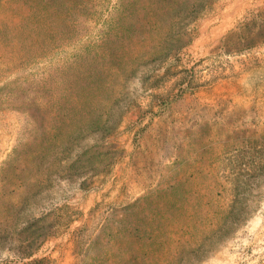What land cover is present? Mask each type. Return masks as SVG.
I'll return each instance as SVG.
<instances>
[{
  "label": "rangeland",
  "instance_id": "374dc122",
  "mask_svg": "<svg viewBox=\"0 0 264 264\" xmlns=\"http://www.w3.org/2000/svg\"><path fill=\"white\" fill-rule=\"evenodd\" d=\"M118 3L120 14L109 41L139 47V0H70L56 15L51 12L56 8H50L39 24L20 19L17 13L16 18L15 12L0 6V165L12 151L20 127L21 114L5 96L13 79L58 66L70 52L66 44L82 38L98 40L102 20ZM263 12L264 0H210L194 21L184 24L189 42L178 52L179 61L172 56L146 66L138 63L121 81L123 92L114 104H118L114 116L121 114V120L118 126L105 128L109 133L104 138L114 163L96 172L58 177L34 192V202L42 206L67 205L68 210L57 211L56 217L58 222L70 220L42 242L34 257H50L56 264L79 263L81 256L71 233L86 223L89 240H106L103 247L94 245V254L90 252L86 264H169V245L148 246L142 239L139 243V228L140 234L147 226L157 237L162 233L160 219L167 213L162 210L161 195L142 202L150 215L133 214L137 210L133 202L166 183L196 191V202H229L223 159L253 147L255 138L263 141L257 150H264ZM81 15L87 16V24L91 21L86 37L80 35ZM248 22L254 23L251 33L240 35L243 23ZM232 32L239 36L225 45ZM190 68L193 91L166 108L158 107L152 94L172 96L178 70ZM144 78H149L146 85ZM151 111L160 112L151 116ZM98 138V133L84 134L74 142L73 150ZM1 172L0 188L6 180ZM247 198L257 204L256 211L210 253L191 264H264V183ZM108 209L124 211L105 218L103 212ZM131 235L134 244L127 241Z\"/></svg>",
  "mask_w": 264,
  "mask_h": 264
},
{
  "label": "trees",
  "instance_id": "16d2710c",
  "mask_svg": "<svg viewBox=\"0 0 264 264\" xmlns=\"http://www.w3.org/2000/svg\"><path fill=\"white\" fill-rule=\"evenodd\" d=\"M65 3L70 4V0H0V6L15 12L16 18L18 14L20 19L29 18L37 24L44 20L50 8H56L51 11L56 15ZM209 3L210 0H139V47L109 41L110 31L116 29L114 24L120 14L121 3H118L102 20L98 40L82 38L66 44L70 52L58 66L50 65L38 75L16 77L11 81L13 86L5 96L20 112L21 120L16 143L0 165L6 179L0 188V264H56L50 257H34V254L57 227L69 223V218L58 222L56 217L57 211H66L68 206H42L34 202V192L58 177L80 176L114 163L104 138L109 133L105 128L116 127L121 120V114L114 116L117 95L123 92L121 81L138 63L139 67L146 66L172 56L175 62L179 61L178 52L189 42L185 40L187 27L184 24L194 21ZM261 17L260 30L264 32V12ZM87 22V16L81 15L82 37H86L87 25H91V21ZM243 24L239 34L251 33L254 23ZM236 36L239 35L232 32L225 38V45ZM62 47L64 54V45ZM224 53L230 54L227 50ZM176 75L172 96L152 94L161 109L194 89L192 68L179 69ZM148 80L144 78L143 85ZM159 112L150 113L153 116ZM89 133H98V140L73 150L74 142ZM253 142V147L223 159L227 181L224 190L230 195L227 204L219 205L210 200L196 202V191L187 192L173 183L157 186L137 198L133 202L137 204L133 214H152L142 202H150L160 195L164 203L162 210L167 213L163 212L164 217L160 219L163 230L158 237L148 226L141 234L139 228V243L142 239V244L148 246L169 245L172 254L169 264H191L235 232L258 207L247 196L264 183V150H257L263 141L255 138ZM123 211L108 209L103 215L105 218L110 214L120 216ZM174 211L178 215L173 216ZM89 229L90 226L83 223L71 233L78 247L77 255L81 256L77 264L80 261L86 264L91 259L94 245L105 246V239L99 242L100 237L97 241L89 240ZM127 241L136 243L132 235Z\"/></svg>",
  "mask_w": 264,
  "mask_h": 264
}]
</instances>
